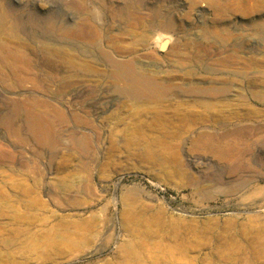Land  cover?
<instances>
[{
    "label": "rangeland",
    "instance_id": "374dc122",
    "mask_svg": "<svg viewBox=\"0 0 264 264\" xmlns=\"http://www.w3.org/2000/svg\"><path fill=\"white\" fill-rule=\"evenodd\" d=\"M3 15L28 79L0 82V264H264V0H0ZM45 44L117 100L87 156L70 147L87 95L60 102L54 143L16 115L71 92ZM106 52L157 89L121 94L131 75Z\"/></svg>",
    "mask_w": 264,
    "mask_h": 264
},
{
    "label": "bare ground",
    "instance_id": "6f19581e",
    "mask_svg": "<svg viewBox=\"0 0 264 264\" xmlns=\"http://www.w3.org/2000/svg\"><path fill=\"white\" fill-rule=\"evenodd\" d=\"M87 16L89 17V15ZM132 16H134V14ZM86 20L87 21L86 23H84V26H86V32L89 36L87 38H91V40L97 39L98 32L96 28L91 23H89L91 21L88 20V18H86ZM4 21L5 17L3 15L0 17V82L9 89L14 90L16 88L18 89L22 87L23 80H25V78L28 79L27 76L24 77V75H22V65L26 60V54L21 46L11 45V43L9 44L8 42L1 40V37L4 34H10V36L15 34L13 30L10 31L3 28ZM157 30L161 31L159 33L161 36V33H169V30L165 29ZM66 34L70 37L78 39L85 37L84 31L74 28L67 29ZM166 42V39H162V42L161 44H159V46L163 45ZM63 49L49 44H45L43 46V51L46 59L49 62H52L49 63V66H46L47 69L51 71L50 73L55 82H57V84L64 89V93H66L65 91L67 90H71V92H69V95L66 97H62V94L59 97L54 98L53 101L43 100L40 102H33L30 99L33 103L31 104V106L28 105L29 107L17 105L16 115L24 113V123L27 129L42 142L49 144L54 143L52 138L55 131L57 129H60L58 125H63L66 121V113L60 107V102H65L72 107L71 103L74 98L81 94L87 95L88 100L83 105L82 111L78 113L77 109L74 110L73 108L72 110H70L71 119L77 125V132L75 133L76 136L72 138L70 147L72 150H78L82 154L87 156L90 153L95 152H93V150L95 149L94 140H98L101 135V126L99 121L100 118L103 119L102 115L105 114L113 105H115V102H117V100L112 97L113 93H109L105 90H102L101 88H97L96 85H86L87 87L84 88H81V86L76 87L80 83L82 84L85 81L94 83L95 80L93 77L97 76L98 73H94V70L91 66L85 65L80 68L79 66L75 65L71 61V57L66 55ZM25 63L28 65V62ZM103 64H105L107 68L109 67L114 69L113 76H115L117 79L123 78L125 71L127 72V74L131 75V81H129V85L127 87H122L121 90H119V92L125 96L134 97L138 94V89L141 94L152 93L154 92V89H157V85L153 79L147 78L142 74L135 73L133 71V64H125L117 60L112 53H104ZM66 69H69L72 75L70 74L68 75V77L63 76V74L66 73ZM81 69L84 70V75L74 74V72ZM86 77H89L91 79H87ZM12 79L14 80V82H11ZM44 80L45 78H42L39 82L43 83ZM90 105V111L84 110V107ZM17 128H19V126ZM92 158L91 160L89 159L91 162Z\"/></svg>",
    "mask_w": 264,
    "mask_h": 264
}]
</instances>
